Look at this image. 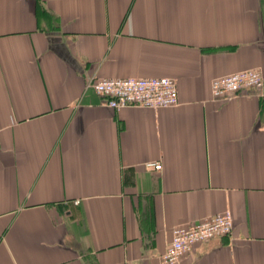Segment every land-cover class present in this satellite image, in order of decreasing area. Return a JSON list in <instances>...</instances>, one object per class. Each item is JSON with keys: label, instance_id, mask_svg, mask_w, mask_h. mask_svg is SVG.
I'll return each instance as SVG.
<instances>
[{"label": "crops", "instance_id": "0c3cea01", "mask_svg": "<svg viewBox=\"0 0 264 264\" xmlns=\"http://www.w3.org/2000/svg\"><path fill=\"white\" fill-rule=\"evenodd\" d=\"M252 69L264 0H0V264H159L228 211L179 264H264V91L212 94ZM119 78L179 105L108 108L91 86Z\"/></svg>", "mask_w": 264, "mask_h": 264}, {"label": "built area", "instance_id": "2783aa9c", "mask_svg": "<svg viewBox=\"0 0 264 264\" xmlns=\"http://www.w3.org/2000/svg\"><path fill=\"white\" fill-rule=\"evenodd\" d=\"M103 105L113 110L141 108L161 110L179 105L177 82L171 78H119L99 80L92 84ZM264 91V75L261 70H244L214 80L212 94L215 100H233L248 92ZM147 168L162 170L159 163H147ZM76 205L80 202L76 201ZM232 212H224L193 224L174 228L172 241L160 258L159 264H179L194 248L215 238L233 234Z\"/></svg>", "mask_w": 264, "mask_h": 264}]
</instances>
